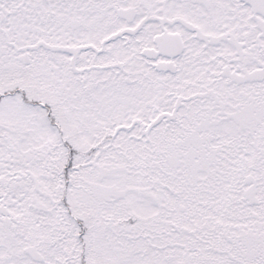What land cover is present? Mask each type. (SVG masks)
<instances>
[{
	"label": "snow or ice",
	"instance_id": "obj_1",
	"mask_svg": "<svg viewBox=\"0 0 264 264\" xmlns=\"http://www.w3.org/2000/svg\"><path fill=\"white\" fill-rule=\"evenodd\" d=\"M0 264H264V0H0Z\"/></svg>",
	"mask_w": 264,
	"mask_h": 264
}]
</instances>
